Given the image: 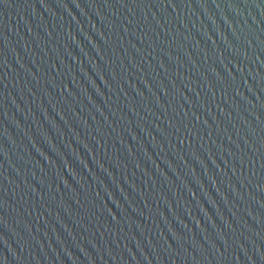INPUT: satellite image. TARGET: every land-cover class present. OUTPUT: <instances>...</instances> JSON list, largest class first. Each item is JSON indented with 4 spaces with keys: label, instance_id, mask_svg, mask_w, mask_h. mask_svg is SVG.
<instances>
[{
    "label": "water",
    "instance_id": "obj_1",
    "mask_svg": "<svg viewBox=\"0 0 264 264\" xmlns=\"http://www.w3.org/2000/svg\"><path fill=\"white\" fill-rule=\"evenodd\" d=\"M0 264H264V0H0Z\"/></svg>",
    "mask_w": 264,
    "mask_h": 264
}]
</instances>
